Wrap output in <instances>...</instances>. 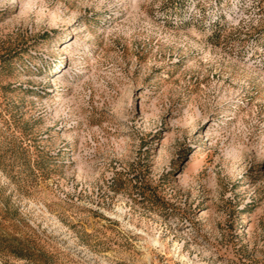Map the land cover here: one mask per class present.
Listing matches in <instances>:
<instances>
[{"label": "rangeland", "instance_id": "374dc122", "mask_svg": "<svg viewBox=\"0 0 264 264\" xmlns=\"http://www.w3.org/2000/svg\"><path fill=\"white\" fill-rule=\"evenodd\" d=\"M0 264H264V0H0Z\"/></svg>", "mask_w": 264, "mask_h": 264}]
</instances>
